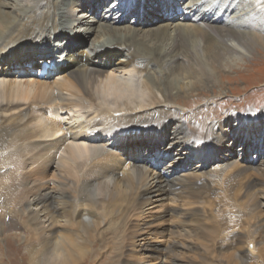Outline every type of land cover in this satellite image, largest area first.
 Returning <instances> with one entry per match:
<instances>
[{"label":"bare ground","instance_id":"6f19581e","mask_svg":"<svg viewBox=\"0 0 264 264\" xmlns=\"http://www.w3.org/2000/svg\"><path fill=\"white\" fill-rule=\"evenodd\" d=\"M20 1L22 9L13 15L0 8V104L6 98L34 104L20 105L15 118L0 123V211L20 221L27 218L29 224L22 229H28L27 239L17 238L29 264H148L140 262L141 256L152 258L153 264H166L165 260L182 264L177 255L198 250L194 243L175 242L161 253L146 243V236L153 237L157 229L152 234L141 231L131 226L129 217L145 203L153 207L178 194L192 204L200 203L196 200L201 196L203 201L211 196L220 199L223 191H229L220 176L239 159L244 166L230 180L249 170L256 172L262 180L247 179L241 197L249 198L244 199L248 213L264 210V100L243 115L244 109L240 114L238 109H225L231 108V97L213 108H208L214 105L212 99L206 98L201 110L226 117L207 119L198 126L170 117L189 108L187 99L204 91L200 76L209 79L226 70V56L236 55L239 49L250 53L256 46L264 50V13L248 6L239 14L231 11L227 0L187 4L184 0H109L102 12L105 0ZM218 3L228 5L221 8ZM129 16V24H135L132 28L122 25ZM216 23L222 26H213ZM80 27L89 38L96 35L88 49L79 45ZM153 27L158 29L143 32ZM188 36L209 38V44L204 40L200 51L194 46L195 64L162 72L161 58L175 61L181 49L189 56L184 40ZM43 64L47 73L39 77ZM166 71L168 81L157 79ZM141 179L144 184L139 187ZM237 194L233 195L240 197ZM217 203L226 205L230 222L238 219L235 206ZM222 206L215 207L216 212ZM199 218L192 220L196 232L174 230L180 237L208 244L209 250L217 237L215 221L226 217L215 216L212 222ZM223 221L220 233L224 235L215 242L218 248L250 246L234 259L227 257L225 264H247L257 254L255 234L264 220L248 224L250 232L241 237L227 233L233 224ZM174 230L160 232L169 236ZM103 245L108 251L102 254L97 247ZM261 246L257 255L264 262ZM133 250L141 253L139 261ZM194 254L205 264L207 253Z\"/></svg>","mask_w":264,"mask_h":264},{"label":"rangeland","instance_id":"374dc122","mask_svg":"<svg viewBox=\"0 0 264 264\" xmlns=\"http://www.w3.org/2000/svg\"><path fill=\"white\" fill-rule=\"evenodd\" d=\"M190 1H193V3H196V2H200V1H204V0H184V1H182V3L183 4L184 3L187 4ZM205 1L207 3L214 2V0H212L211 2H210V0H205ZM227 1H229V4L232 6V10L231 11H234L236 9L239 14L245 13L247 11V9H248V6H250L253 10L255 9L256 12L264 13V7H263L264 6L263 5L264 4V0H236L235 2H233L232 0H227ZM19 2H21V1L20 0L19 1L18 0H0L1 11L4 14L13 15L14 12H16V10L22 9V6H21L22 3H19ZM109 2H110L109 0H105L103 2V5L101 4V8L99 9V11L102 12L103 9H106V7H107ZM178 2H181V1H178ZM178 2H176V3H178ZM236 2H240L241 4L240 3L236 4ZM4 3L7 4V5L3 6ZM218 4H219V6L221 8H223L226 5H228V3H226L224 5L223 4L220 5V3H218ZM239 5H241V7H239ZM177 9H179V11H180V7H178ZM73 11L74 10H71L70 13H72ZM180 12H181V16L185 15V11L184 10H181ZM103 15H106L105 12L99 13V16H101V18L103 17ZM88 16L89 15H87V14L83 15V17H88ZM149 18L152 19L153 16H149ZM234 18H236V16H234L233 19ZM86 20L87 19L84 18L82 21H86ZM130 21H132V17L131 16H129L126 19L125 24H122V25L124 27H126V26L130 27L131 26V28H132V26H135V24L134 23H130L129 24ZM216 24L213 25V26H216V27H221L222 26V24H220V23H216ZM187 25L191 26L192 23L190 22ZM172 26H175V25H172ZM82 27H86V26H82ZM227 27L228 26H226L225 28H227ZM244 28H247V27H244ZM82 29L83 28L80 27L78 29V31H77L78 32V37H79L78 41L80 42L79 45L83 46V48H85V49H88L91 46V44L93 43V41L95 40L96 35H92V36L89 35V36H91L89 38L86 35L87 33L83 32ZM136 29L137 30H142V29H139V28H136ZM156 29H158V27L149 28V30H143V32H147V31L152 32V31H154ZM158 32H160V31L154 32V34H156ZM145 34L146 33H144V35ZM154 34H152V35H154ZM85 38H86L87 41L84 43L83 41L85 40ZM184 40L186 42L185 47H186L187 51L189 52V56H188V54L184 53V50L181 49L178 52L179 53V57H177L175 61L173 60L172 62H170V61H168L167 58H161V60L159 59L160 61H159L158 64L160 65V67L163 65L162 69H161L162 72H164L168 68H170L172 66H176V65H192V64H195L196 63V58L195 57L198 56V54H197V49L194 48V46H197V48H199V51H200L204 40L206 41V44H209V38L201 39L199 37L188 36V37H185ZM187 46L189 48H187ZM233 47L236 48V50L238 49L235 46H233ZM237 51H238V53L236 55H228L223 60V66L224 67H225L224 64L227 63V67H226V70L224 72L223 71H220V72L217 71L218 73L215 72V74L212 75V77H210L209 79H205L204 77L200 76V81H201V83L204 86V87H202V88H204V91L203 90L199 91V93L201 94L199 97H193V98L187 99L186 104L188 105L189 108H186L184 111L175 112V113L171 114L170 117L171 118L179 117L182 121H184L185 124L187 122L191 126H193V125L194 126H198L201 123L204 124L206 122L205 120H207V119H209V121L210 120L219 121L220 119L225 118L226 116H224V113H218L216 116L213 115V114L211 116H209L208 112L210 110H205V108L203 110L200 109L203 106L204 102H207L206 100H204L206 98L212 99L214 105L211 106V107L209 106L208 108H213L214 106H218L219 103L222 102V100L225 97H231L230 98L231 103H232L231 104V108L229 109V108L225 107V109L227 111H233V112H237L236 109H238L240 111L244 109L243 113H242V111L239 112V114L242 113L243 115L246 114V112H244V111L248 110L247 108H254V107L255 108H259L260 102L264 100V50H263V47H261V46L260 47H258V46L253 47L252 51L250 53L244 52L241 49H239ZM155 70H158V69H155ZM179 76L183 77L184 75L182 74V75H179ZM157 79H159L160 81L166 82V81H168L170 79V75L166 71V73L158 74L157 75ZM202 92L204 94H206V95L202 94ZM207 95H209V97H206ZM237 97H238V99H236ZM225 100H228V98H226ZM1 101L4 102V103L0 104V123L6 118H15L18 115L17 113H19V111H20V105L34 104L31 101H21V102L16 103V100H13V99H10V98H6L5 100H1ZM10 101L12 103H10ZM199 102H201V103H199ZM196 103H199V104L195 105ZM178 106H181V105L178 104ZM0 143H3V137H1V136H0ZM219 161L221 162V160H219ZM165 162H163V163H165ZM231 162H233V161H231ZM231 162H229V163H231ZM243 163L244 162L241 159H239L237 161V164H235V166L233 165L234 167L227 169V171H225L223 174H221V176H220L221 180H223L225 182L227 181L226 182V184H227L226 188L230 191V192L227 191V194H228L227 195L222 190L223 191V195L222 196L224 197V199L221 200V198H223V197H221L220 199H218V197H215V199H214V197L211 196L208 199H206L205 201H203L202 200V196H201L200 198H197V200H196V201H199L200 203L192 204L190 201L185 200L184 194H178L179 197H178V195H176L175 199L172 198V197L165 198L164 200H161L162 202L160 201V202L155 203L153 207L151 205L149 207L146 203L143 204L141 206V209H140L141 211L139 210L137 212L136 211L132 212V217H129L130 220H128L129 223H131V226H134V228L135 227L140 228L141 231L147 230L149 233L155 232L156 229H157L158 233L155 232L153 234L154 235L153 237H152V235L146 236V243L150 242V244L152 246H155L156 248H158V250L161 253H163V249L166 246H168L169 244H174L175 242H177V244H183V243H192L193 244L194 243L198 247V250H194L197 253V255L198 254L207 253L208 258L205 260V264H225L226 260H227V257H233V259H234V258H236L238 256V254H236V253H239L242 250V248L243 249H248L250 246L246 247L244 245H242V246L241 245L240 246L239 245L238 246L234 245L232 247H224L223 249L218 248L216 245H217L218 241H220L222 239L224 234L221 235V233H220L221 232V227H222V224L220 225V223L223 220L222 221H218L217 218L222 219V217H224V218L226 217L223 222L224 223L226 222L225 224H227L228 222L231 225L233 224L231 226V229H229V230L227 229V233L228 232L234 233V235L236 234L237 237L238 236L241 237L243 235H248V234H245V233H249L250 232V228H249L248 224H251V223L254 224L255 222L258 223L259 221L264 220V214H263L264 210H262V209L261 210H256L255 212H253L251 214L248 213V211H247V202L248 201H245V200L246 199L249 200V198L245 197L244 198L245 200L242 198V197H244L243 196L244 189L242 187L244 186V183L247 181V179H253V180L261 181L262 178H260L259 175L256 172H254L252 170H249V171H246L245 175L239 176V177H235V179H233L234 181L230 180L232 178V176H234L236 174L238 169H240V166L243 165ZM213 164H215V163H213ZM233 168H234V170L235 169L236 170L234 171ZM178 172H180V171H178ZM255 173H256L257 176L255 175ZM241 179H243V180H241ZM139 182H140L139 183V187H140V186H142L144 184V179H141ZM50 186L52 187V183H50ZM238 188H240V189H238ZM235 190H236V192H235ZM231 192L233 194H236V195H238L237 193H239L240 197H238L239 195L238 196L233 195ZM233 196L237 197L238 199L234 198ZM196 197H198V196H196ZM229 197H232V198L237 199V200L231 199V200H233V203L228 202L229 201ZM181 198H184L183 200L185 202L183 200H181ZM219 201H225V203H230L233 206H235V209H237V211H238L237 214L239 213L238 214L239 215V217H238L239 220L237 219L236 220L237 222L236 221H233V222L229 221L231 219H229V217L227 215H225V213H224V212H226V205H225V208H223L222 205H219L217 203ZM166 203H167V205H166ZM174 203H176V204H174ZM163 205H166V206H163ZM172 206L173 207L175 206V208H173ZM218 206H222V207L219 208V212H216V208L215 207H218ZM251 206H252V204L248 205L249 209H250ZM154 207H156V208H154ZM188 207H191V208L189 209ZM159 209H163V211L159 210ZM242 210H244V211H242ZM6 213H8V212H6ZM243 213H245V215H243ZM171 214L172 215L174 214L173 216L175 218ZM211 214L214 215V216H212ZM2 215H3V213H2V211H0V219H1L0 221L2 222V223L0 222V264H9V263L10 264H29L28 261L25 259V256L22 254V246H21V243L19 242V240L21 238H17L18 235H20V236L23 235V236H26V239H27L28 229H25V230L22 231V229L25 228L27 224H29L27 218L23 217L21 219V221H20L19 218H17V217L9 218V216L12 215L11 213H8L7 216H2ZM183 216H188V218H185ZM198 216L200 217L199 219L202 220L201 222H205L207 220L209 222L210 221L212 222L213 221L212 219L215 216H216V219H217L215 221L216 225L218 226L217 227L218 228L217 237H215L216 241H211V245L209 247V250H208V246H207L208 244L203 243L202 241H199L196 238H192L191 240H189V239H185L186 237H180V235L178 233L179 230H174V229H182V227H183L184 230L190 231L191 233L196 232V230L193 228V221L192 220L196 219ZM217 216H219V217H217ZM210 217H211V219L209 220ZM261 218H262V220H261ZM156 219H157L158 223L156 222ZM249 219H251L252 222ZM233 220H235V219H233ZM120 221L123 224L128 226V223L126 221H124L121 217H120ZM188 221H189V223H188ZM170 222L171 223L173 222L174 224H171ZM177 222H179V223H177ZM242 222H244V223H242ZM23 223L25 225H23ZM217 223H219V224H217ZM147 224H149V225H147ZM150 225H152V226H150ZM173 225H175L176 227L175 226L173 227ZM190 225H191V227H190ZM234 225L236 226V228H235ZM3 228L5 230H3ZM263 228H264V226H263ZM263 228L261 227L260 230L257 232L258 235L255 234L254 242H255V245H256L255 246L256 250L258 249L257 250V254H258V251L261 250L260 247L262 248L261 245H263V247H264V236H263L264 235V229ZM163 229L164 230L173 229L174 231H173V233H171V235H169L170 237L169 236H163L162 232H160ZM230 230H232V231H230ZM218 231H219V233H218ZM233 231H235L236 233L233 232ZM9 236H10V238L7 240L6 238L9 237ZM141 239H142V237H141ZM194 240H196V242H194ZM215 242H217V243H215ZM105 246L103 245V246L97 247L98 248L97 249L98 252H101L102 254H103V252L106 253L108 250L105 249ZM214 248H215V250H214ZM194 251H183V252L179 253L177 255L178 262L182 263V264H200V257L196 256V254H194ZM136 252L137 251L133 252L134 258H136V256L138 254L141 256L140 252H137V253ZM257 254L254 256V258L250 259L247 262V264H259L261 259L260 258H259L260 260L258 259V255ZM139 255L136 258L138 261H139V258H140ZM145 257L146 256H141L142 259L140 258V262L142 260V262L143 261H144V263L148 262V264L155 263V261L152 258L147 257L148 259L147 258L145 259ZM164 257L165 256H163V258ZM101 258H102V255L100 257H98L97 260L99 261ZM164 262L166 264L168 263L167 260H165ZM260 264H264V262H260Z\"/></svg>","mask_w":264,"mask_h":264}]
</instances>
